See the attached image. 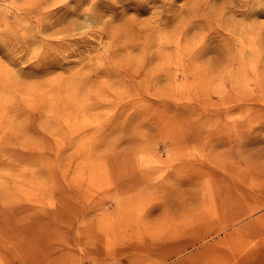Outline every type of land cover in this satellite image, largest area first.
I'll list each match as a JSON object with an SVG mask.
<instances>
[{
  "label": "rangeland",
  "instance_id": "rangeland-1",
  "mask_svg": "<svg viewBox=\"0 0 264 264\" xmlns=\"http://www.w3.org/2000/svg\"><path fill=\"white\" fill-rule=\"evenodd\" d=\"M261 165L264 0H0V264H133L121 227Z\"/></svg>",
  "mask_w": 264,
  "mask_h": 264
},
{
  "label": "crops",
  "instance_id": "crops-1",
  "mask_svg": "<svg viewBox=\"0 0 264 264\" xmlns=\"http://www.w3.org/2000/svg\"><path fill=\"white\" fill-rule=\"evenodd\" d=\"M229 179L219 193L188 204L165 205L161 225L118 230L115 261L133 264H264V165ZM206 203V205H205ZM128 235V236H127ZM102 263L109 260L102 255Z\"/></svg>",
  "mask_w": 264,
  "mask_h": 264
},
{
  "label": "clouds",
  "instance_id": "clouds-1",
  "mask_svg": "<svg viewBox=\"0 0 264 264\" xmlns=\"http://www.w3.org/2000/svg\"><path fill=\"white\" fill-rule=\"evenodd\" d=\"M94 3L91 2V8L87 13L81 15L82 18H77L78 23V32L81 38H91L95 35L97 31L100 30L104 21L107 19H100L97 14L94 12L92 7ZM87 7V6H86Z\"/></svg>",
  "mask_w": 264,
  "mask_h": 264
}]
</instances>
